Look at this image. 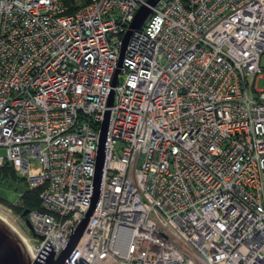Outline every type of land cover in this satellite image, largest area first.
I'll return each mask as SVG.
<instances>
[{
	"label": "built area",
	"instance_id": "2783aa9c",
	"mask_svg": "<svg viewBox=\"0 0 264 264\" xmlns=\"http://www.w3.org/2000/svg\"><path fill=\"white\" fill-rule=\"evenodd\" d=\"M141 5L0 0V166L39 188L31 259L88 210L107 119L64 264H264V0H158L130 28Z\"/></svg>",
	"mask_w": 264,
	"mask_h": 264
},
{
	"label": "water",
	"instance_id": "95a60500",
	"mask_svg": "<svg viewBox=\"0 0 264 264\" xmlns=\"http://www.w3.org/2000/svg\"><path fill=\"white\" fill-rule=\"evenodd\" d=\"M157 1L158 0H148V5L152 6ZM149 6L141 5L136 10L133 19L129 25L130 28H138L141 25L146 15L149 13ZM128 34L129 31H126L125 34L123 35L121 48L124 47ZM119 63H120V57L118 60V65ZM112 84H114V80ZM106 128H107V119H104L100 125V130H99L90 206L86 211L84 217L80 220V222L69 234L65 247L56 256H54L53 252L50 249L44 247L42 251L35 258L31 259L32 256L24 246L19 236L12 230V228L3 219L0 218V264H64V261L66 260L69 252L75 245L78 237L80 236V234L82 233L85 227L87 218L92 210V207L98 195V186H99L101 166L103 161V145L106 134ZM27 211L28 209L24 208L19 213V216L23 218V223L26 229L29 231V233L32 236H34L30 223L26 218ZM39 238L41 239V236H39Z\"/></svg>",
	"mask_w": 264,
	"mask_h": 264
},
{
	"label": "rangeland",
	"instance_id": "374dc122",
	"mask_svg": "<svg viewBox=\"0 0 264 264\" xmlns=\"http://www.w3.org/2000/svg\"><path fill=\"white\" fill-rule=\"evenodd\" d=\"M260 65L264 67V52L260 56ZM264 76V71H262ZM253 80V76L249 77L250 83ZM263 86V78H257L255 80V87L260 88ZM3 148H0V155L3 154ZM27 188L24 181H8L2 187V194L6 198V201L0 200V213L5 216L9 224L15 229V231L29 244L32 248L35 241L33 237L26 229L23 218L19 216V213L24 209L21 200L19 199V192L24 187Z\"/></svg>",
	"mask_w": 264,
	"mask_h": 264
},
{
	"label": "trees",
	"instance_id": "16d2710c",
	"mask_svg": "<svg viewBox=\"0 0 264 264\" xmlns=\"http://www.w3.org/2000/svg\"><path fill=\"white\" fill-rule=\"evenodd\" d=\"M90 0H61V2L67 6L68 11L72 10L78 5L85 4L89 2ZM22 181V179L18 176H16L13 168L7 164L4 163L0 166V200L6 201V198L3 196L2 187L8 182V181ZM24 187V186H23ZM38 191L39 188H23L19 192V199L21 200V203L24 208L29 209H36L39 207V199H38ZM7 202V201H6Z\"/></svg>",
	"mask_w": 264,
	"mask_h": 264
},
{
	"label": "bare ground",
	"instance_id": "6f19581e",
	"mask_svg": "<svg viewBox=\"0 0 264 264\" xmlns=\"http://www.w3.org/2000/svg\"><path fill=\"white\" fill-rule=\"evenodd\" d=\"M0 218L3 219L11 228L12 230L19 236V238L21 239V241L23 242L24 246L26 247V249L28 250V252L30 253V255L33 257V252L29 246V244L26 243V241L15 231V229L9 224V222L7 221L8 219L5 218L4 215H2L0 213Z\"/></svg>",
	"mask_w": 264,
	"mask_h": 264
}]
</instances>
